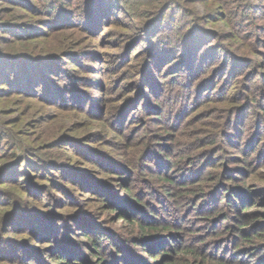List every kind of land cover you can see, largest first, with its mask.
Here are the masks:
<instances>
[{
	"label": "rangeland",
	"instance_id": "obj_1",
	"mask_svg": "<svg viewBox=\"0 0 264 264\" xmlns=\"http://www.w3.org/2000/svg\"><path fill=\"white\" fill-rule=\"evenodd\" d=\"M88 1L63 0L64 6L55 12L63 11V22L49 16L57 0H0V264H56L49 254L63 251L66 238L86 243L85 233L100 237L106 249L102 258L112 264L171 260L148 257L140 240L151 241L158 229L147 226L141 231L126 218L116 221L110 199L117 210H126L128 217L133 213L146 224L158 217L174 222L173 235L193 248L190 254H176L179 264H210L205 261L212 256L230 258L239 253L244 264H253L257 258L242 254L249 244L238 242L236 236L240 231L264 233L263 160L248 177L228 181L229 191L224 183L228 177L195 182L187 169L193 160L182 155L224 145L220 140L214 147L206 143L208 135L219 137L223 110L247 106L246 100L253 102L255 93L264 94L259 79V73L264 74V33L259 31L264 28V0H101L92 15L87 14L92 7ZM168 1L174 5L162 20L158 16ZM254 25L259 27L255 31ZM166 30L167 36H161ZM191 30H196L198 43L193 60L203 56L206 60L199 78L215 80V89L230 79L235 87L223 85L222 98L227 88V95L235 94L239 101L202 103V96L198 106L186 105L185 121L166 133L162 122L144 123L147 117L141 108L157 112L176 108L174 92L181 88L170 77L177 68L185 72L182 67L191 56L180 51L174 62L163 67L153 49L169 47L173 41L185 45ZM144 63L147 71L142 70ZM231 63L236 64L234 71ZM157 88L160 96L154 98ZM180 99L183 102L185 97ZM244 112V122L241 111L231 135L238 139L242 130L249 143L255 112ZM259 124V130L264 128V121L259 119ZM178 133L181 144L189 142L183 154ZM196 139L200 147H189ZM261 140L264 143V134ZM159 151L172 155L165 157ZM231 156L240 159L242 154L233 150ZM159 160L176 162L170 170L174 187L163 181ZM206 160L197 162L205 168ZM145 165L158 181L148 170L142 171ZM212 170L220 172L218 167ZM126 183L131 186L127 191ZM202 183L206 192L202 198L185 196ZM160 188L178 200L175 213L160 210L159 197L165 201ZM243 191L253 194L254 204L221 220L225 207L219 198ZM181 193L185 195L180 197ZM227 249L234 250L232 255Z\"/></svg>",
	"mask_w": 264,
	"mask_h": 264
},
{
	"label": "trees",
	"instance_id": "obj_2",
	"mask_svg": "<svg viewBox=\"0 0 264 264\" xmlns=\"http://www.w3.org/2000/svg\"><path fill=\"white\" fill-rule=\"evenodd\" d=\"M44 1V0H41ZM51 1V0H50ZM63 0H57V4H52L51 7L52 9H50V14L49 16L53 15V20H57V21H63V11L60 13H55L56 9L58 8L59 5H62ZM72 1V0H70ZM92 1V7H90V13L87 14H94L95 11H97V8L99 7V5H101V0H89ZM88 1V2H89ZM116 1V0H115ZM176 2V1H175ZM49 3V2H46ZM66 3H69V1H67ZM177 3V2H176ZM51 4V2H50ZM46 5V4H43ZM171 5L173 4V1L166 3L163 8L161 9V12L159 14V18H161L162 20H164V17L166 15V13L169 11ZM47 6V5H46ZM64 6V5H62ZM110 7L114 8V4H110ZM256 9V8H255ZM255 9H252V11H254ZM41 13H46V11H40ZM70 12V11H69ZM256 10L254 11L255 14ZM260 12V10H259ZM72 14V13H71ZM261 14V13H260ZM155 13L153 14V17L151 18V20L154 18ZM156 19V18H155ZM154 19V20H155ZM153 20V21H154ZM65 25H67L65 23ZM241 23L240 25H238V28H241ZM257 25H254L252 27L251 30H254L257 28ZM259 28V27H258ZM40 29V28H39ZM167 29V28H166ZM40 32V30H38ZM264 33V28L260 27V30ZM167 32V30L165 31V33H161V36H167L165 35ZM169 33V31H168ZM208 34H212L210 32H207ZM196 30H191L187 32V43L185 45L180 46V44L175 43V41H173V43L169 45V47H162L160 49H153V53L155 56V59L158 58V63L163 64L162 66L165 67L169 64H171L172 62H174L177 58L174 55H180V51L181 54H189L191 56V60L188 59L187 63L182 67L185 72L182 69H178L174 71V73L172 74V76L170 77L171 81L175 82L178 86H180L181 90H179L177 92V90L174 92V96H175V106L176 108L173 109L172 111H164L163 108H161L158 112L155 110L153 111V109H146V106L141 108V110L143 111L144 115H146V119L143 121L144 123H157V122H162L163 125H166V133H169V131H172L175 127L179 126L182 121H185V114H186V105H190L192 103L191 109L193 107H195L197 105V102L199 103V98H201L202 96L204 97L202 103L209 101V99H214L212 101L218 102V101H222L223 99H229V100H235L234 102L239 101V99L235 98V94L232 95H227V88H224L223 93L225 94V97L222 98V91L221 88L223 87V85L229 83V85L231 86L230 88H234L235 85H232V81L230 79H224L222 81V87H219L217 89H215L218 85L216 84L215 80H212V78L209 80L208 76H206L205 78H199L200 75L204 74L203 69H199L201 68L204 64H205V56L200 57L197 60H193V56H194V51L198 52L197 49V42H196ZM236 35L233 36V38H235ZM212 39L215 40L217 39L216 36H212ZM158 39L156 38V41ZM211 41H208L207 45L211 43ZM202 45V47L204 46ZM210 49L213 48V46L209 47ZM225 51V50H224ZM226 52V51H225ZM204 58V59H203ZM192 61H195V64H192ZM1 62V59H0ZM184 63V62H183ZM187 67L190 70V73L186 72V68ZM236 64L235 63H231L230 64V68L236 69ZM147 64L144 63V65L142 66V70L147 71ZM172 68V67H171ZM171 72L173 69H169ZM219 69H217V67H215V71H218ZM194 71V72H193ZM170 72V73H171ZM183 72V74L181 73ZM193 72V73H192ZM182 76V78L179 77H175V76ZM240 75H243V73H240ZM143 77L145 78L146 75H143ZM189 77V79H188ZM192 77V79H191ZM263 80L264 83V74L259 73V79ZM188 80L190 81L188 84ZM197 80V83L195 85V87H193V82ZM220 84V85H221ZM190 85V86H188ZM160 87V86H159ZM192 89H194V91H192ZM259 93V92H258ZM52 94V93H51ZM57 94V92H56ZM186 94V95H185ZM191 94H192V99L191 98ZM257 94V93H255ZM254 94L253 102H250L248 100L247 101V106H243V107H229V108H225L223 110L222 113V119H223V125L220 126V128L222 127L221 131H219V137L221 138V134H223V140L220 139L219 137H216L215 135L211 134L208 135L206 138L210 139V141H207L206 143H210L209 145H211L212 147L216 146L214 145L216 142H223L224 145H221L220 147L214 149V148H208L206 151L202 150L200 152H195L194 155H186L183 154L182 151L184 150L185 146L188 147V141L187 142H182L181 139V133L176 134V138L177 142L181 144V149H180V144H179V149H180V154L182 153V157H186L185 160H187L188 158L193 160V163L191 164V167L187 168L189 169V171L192 173L191 177L193 178V180L195 182H199V181H206L211 183V181H213L216 177H218L216 180L223 178L224 180L228 179L227 181H225L224 183H226L225 185V189L227 190H231L232 184H228V181H233L235 182V180L240 179L238 176H244V177H248V175L253 172H255V168H258L259 166H261V163L264 162V147L262 148V146H264L263 140H261V135H263L264 133V128L259 130L260 124H259V119L260 121H264V103L262 100H264V94H260V95H256ZM181 95H185V96H181ZM160 96V88H157V92L154 95V98H158ZM185 97L183 102H180L179 100H181L180 98ZM234 97V98H233ZM246 98L249 99L248 96H246ZM154 104V102L152 103ZM156 104V103H155ZM154 104V105H155ZM157 105V104H156ZM199 105V104H198ZM197 105V106H198ZM158 108H160L158 106ZM244 110L246 111H251L252 110V114L253 112H255L254 116L252 117L253 119H255L254 125V131L252 133V139L251 141L248 143L246 142V136H244V131H240L239 133V138L238 139H234L235 136L231 135V129L233 128V126L235 124L238 123V116L240 115V112L242 111V114H245ZM153 111V112H152ZM156 114V115H155ZM141 115V114H140ZM152 115H155V117H153ZM240 116V117H241ZM246 116H248L246 114ZM142 117V116H141ZM193 117H191L189 119V122L191 121ZM245 118H243L242 116V123L244 122ZM139 121V120H138ZM146 121V122H145ZM240 121V123H241ZM134 122V121H132ZM131 122V123H132ZM189 124V123H188ZM181 127H184L181 126ZM216 127V126H215ZM178 128V127H177ZM177 128H175L173 131H175ZM219 128V127H218ZM219 128V129H220ZM185 128H183L182 130H184ZM223 130V131H222ZM172 131V132H173ZM171 132V134H172ZM168 134V138L169 137ZM261 134V135H260ZM173 136V137H175ZM150 140V138H149ZM199 140L196 139V141H192L189 144V147L194 145L196 147H200L199 144ZM148 145L149 142H148ZM198 145V146H197ZM214 145V146H213ZM218 145V144H217ZM233 150H238L239 153L242 154L241 158L239 159V157H233L231 156V153ZM165 152V151H164ZM159 153H161L159 151ZM200 153V154H199ZM153 152L150 153V158H148L149 160H152L151 156H152ZM163 154L165 157H171V153H161ZM188 157V158H187ZM203 157H205L207 160L205 161L204 165L205 168L202 167V164H199V162H197V160L203 159ZM254 163L250 162L253 161ZM263 160V162H262ZM23 161V160H22ZM136 162V161H135ZM153 161H151L152 163ZM230 162H233L234 165H229ZM158 164V167H160V172H161V176L163 181L167 182L169 186L174 187L175 185V181H173L174 179L172 178V174L170 170H173L172 168L174 167L176 162L173 161H167L165 160V162H163L162 164V160H159L158 162H156ZM199 164V165H198ZM258 164V165H256ZM256 165V166H255ZM255 166V167H254ZM134 167V166H133ZM211 168L208 169L207 168ZM215 167H218L220 172L217 174L214 170ZM251 167H254L253 169ZM139 168V166H138ZM137 168V169H138ZM164 169H167V171L165 172ZM148 170V172H150V169L145 165L142 166V171H146ZM250 174V175H251ZM150 175L160 179L159 177H156L154 173L150 172ZM228 177V178H226ZM226 178V179H225ZM208 179H211V181H209ZM218 184V182H216ZM127 186H125V191H127V188L131 187L130 184L126 183ZM208 186L211 187V185L209 184ZM220 187V186H219ZM196 189L192 190L190 193L188 194H182L179 195L180 197L185 195H199L198 199L202 198L204 196V194L206 193L204 190V185L199 184L197 185V187H195ZM162 189V188H160ZM163 190V194H165V201L161 200V196L158 199L159 202V206L161 211L167 212V213H175L176 212V208L175 204L177 203L178 200H173L171 199L173 197V195L164 189ZM225 191V190H224ZM130 194H132V190L130 191ZM223 194V193H222ZM223 199V204L225 207V212L223 213V216L221 217V220H228L230 218L231 213H235V209H247L248 207H251L254 204V200H253V194L248 192V191H243L241 194L239 195H223V197L219 198V203L221 202V200ZM233 199H235L236 202H233ZM196 200V201H197ZM107 201V200H106ZM105 201V202H106ZM114 200H109L107 201L108 204L110 205V207H112L111 211H113V213H116V216H118V218L116 219V221L118 220H122L124 218L127 219L129 224H132L133 222L136 223V225L139 227V229L141 231L146 230L148 227L149 229H153L156 230L158 229V231L155 233L156 236L151 237L150 240L151 241H147L146 238H142L140 240V248L144 249V251L148 252V257L154 259L156 257H169L171 260H166V262L161 261L160 264H179L178 259L176 257V254L178 252L183 253V254H190L193 252V248H191V244H189L187 241L183 240L181 237H179L178 235H173V228L175 227L174 222L171 221H167L166 219L160 218L158 217V219H154L151 220L148 224L144 223V221L139 220L138 218L134 217L133 213H130L131 216L128 217L126 210H117L118 208L114 206L113 204ZM234 205V206H231ZM231 206V207H230ZM117 210V212H115ZM247 210H243L247 211ZM159 212V211H158ZM158 212L156 213L154 211V213L156 215H158ZM241 212V213H243ZM240 217H243L242 215ZM238 218V215L237 217ZM246 218V217H243ZM247 219V218H246ZM229 224V223H228ZM227 225V223H226ZM242 225V224H241ZM148 226V227H147ZM237 231L240 230V227L237 226ZM238 236H236L237 241H242L245 242L247 244H249V248L243 251V255L249 254V255H253V257H255V259L257 258V261H255L253 264H264V233H262L261 235H259L258 233H245L244 231H240L238 232ZM153 234V235H155ZM86 235V239L85 242L84 241H80L77 240V243H73L71 240L69 239H64L65 245L63 247V251H56L52 254H49V258L51 261L53 262H57L56 264H112L110 261L106 262L104 260V258H102V256L105 254V247L103 246L100 237L99 236H92L89 235V233H85ZM109 241V240H108ZM110 242V241H109ZM73 243V244H72ZM236 244V240L235 243L233 244V247ZM160 246H163V248H161ZM157 249L158 252L157 253ZM163 251V252H160ZM234 252V250L232 249H227L228 254H231ZM249 252V253H247ZM253 253V254H252ZM240 254V253H239ZM239 254H237V257H223V256H219L216 258V256H212L211 258H208L207 261L205 262H210V264H244V262L246 261L244 260H240L239 259ZM259 255V256H258ZM258 256V257H257ZM260 257V258H259ZM34 258V256H33ZM93 259H97L96 261H94ZM203 260V259H202ZM248 261V260H247ZM46 263V262H45ZM30 264V263H28ZM48 264V263H47ZM115 264V263H114ZM151 264H154L151 261Z\"/></svg>",
	"mask_w": 264,
	"mask_h": 264
}]
</instances>
